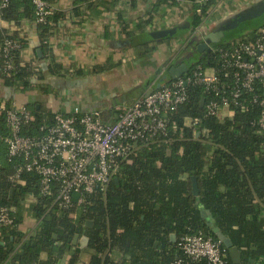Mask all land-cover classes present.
Instances as JSON below:
<instances>
[{
	"label": "trees",
	"instance_id": "16d2710c",
	"mask_svg": "<svg viewBox=\"0 0 264 264\" xmlns=\"http://www.w3.org/2000/svg\"><path fill=\"white\" fill-rule=\"evenodd\" d=\"M43 1L52 6L59 0ZM116 1L73 0L71 12L78 14L82 7L109 10ZM163 2L173 4L170 0ZM213 3L210 0L193 5L192 31L207 19ZM63 16L52 11L37 24L41 38ZM1 19L13 25L24 19L34 21L31 0H10ZM151 19L150 15L139 20L135 30L142 31ZM128 25H121L120 31L126 35L131 34ZM249 25L238 23L228 38ZM4 38L17 39L23 46L18 35L0 30V43ZM224 43L200 55L187 73L196 66L218 69L215 49ZM18 57L19 52L11 55V68L4 73L5 60L0 52V78L14 91L27 89L35 74L30 65H20ZM211 96L202 87H190L188 102L170 116L167 137L138 143L105 194L92 196L76 218L71 211L56 208L52 197L40 194L39 178L33 173L23 172L10 180L21 160L6 158L9 129L0 115V209H9L13 220L11 226L0 228V264H58L66 249L72 247L75 235L87 237L88 243L82 249L78 244L73 247L68 264H82L81 254L88 256L86 264H174L179 256L176 240L199 232L216 240L228 238L240 251L241 264H264V135L255 125L264 87L257 85L253 93L242 97L244 111L231 109L224 118L205 114L201 100L206 102ZM7 104L10 106V102ZM31 112L34 121L22 129L24 135L38 134L41 123L51 117L39 110ZM186 119L198 122L186 125ZM192 178L197 181L196 196L192 193ZM28 196L35 198L27 211L38 226L33 233L23 234L18 229L22 222L20 206ZM87 221L92 225L85 226ZM226 255L227 264H232L227 250ZM188 264L207 263L202 260Z\"/></svg>",
	"mask_w": 264,
	"mask_h": 264
},
{
	"label": "crops",
	"instance_id": "0c3cea01",
	"mask_svg": "<svg viewBox=\"0 0 264 264\" xmlns=\"http://www.w3.org/2000/svg\"><path fill=\"white\" fill-rule=\"evenodd\" d=\"M72 1L52 4V11L64 16L52 25L45 38H41L33 20L24 19L13 25L0 18V30L15 33L22 40L20 65H30L35 72L25 90L9 89L0 78V102L51 115L47 121L55 114L70 116L75 110L79 114L98 111L102 121L108 123L132 102L169 80L171 67H189L203 54L197 46L206 36L223 31L219 43H224L236 30L241 15L256 8L264 10V0H214L207 19L192 31L193 5L204 4L201 0H184L180 4L117 0L109 10L98 7L96 13L93 8L82 7L75 15L71 12ZM261 14L249 22L254 24L264 17V12ZM150 15L149 24L142 31L135 30L136 23ZM121 23L129 24L130 35L120 31ZM34 202L35 198L28 196L21 203L22 222L18 229L23 234L33 233L38 226L27 211ZM73 247L66 249L58 264H68ZM80 257L81 263L86 264L88 256Z\"/></svg>",
	"mask_w": 264,
	"mask_h": 264
},
{
	"label": "built area",
	"instance_id": "2783aa9c",
	"mask_svg": "<svg viewBox=\"0 0 264 264\" xmlns=\"http://www.w3.org/2000/svg\"><path fill=\"white\" fill-rule=\"evenodd\" d=\"M9 3L10 0H0V18ZM31 3L34 22H44L52 6L43 0ZM235 36L240 39H228L215 49L220 62L218 69L202 70L196 66L181 77L165 81L121 110L110 124L102 121L98 111L79 114L75 110L70 116L55 114L50 121L42 122L36 135H24L22 129L34 121L33 113L25 106H8L1 101L0 115L5 117L9 129L6 158L21 160L10 180L19 178L23 172L33 173L39 178L40 194L52 197L56 208L71 211L76 218L92 196L105 194L120 165L138 143L167 137L170 116L188 102L190 87H202L203 92L212 95L203 101L207 116L224 118L234 108L244 111L242 97L253 93L257 85L264 87V19L252 31H240ZM21 48L17 39L1 41L4 73L11 68V55ZM259 106L261 112L255 125L264 135V99H260ZM197 122L198 119L185 120L186 125ZM12 224L11 211L1 208L0 228ZM176 243L179 256L174 264L202 260L207 264H227V249L222 240L199 232L182 235Z\"/></svg>",
	"mask_w": 264,
	"mask_h": 264
},
{
	"label": "water",
	"instance_id": "95a60500",
	"mask_svg": "<svg viewBox=\"0 0 264 264\" xmlns=\"http://www.w3.org/2000/svg\"><path fill=\"white\" fill-rule=\"evenodd\" d=\"M264 10H261V9H253L251 12L247 13V14H244V15H241V17H239L237 19V21L241 24H245L249 21H254L256 20L260 15H262L261 12ZM235 21V23L237 22ZM223 31H220V32H217V33H212L208 36H206L204 38V42H202L201 44H199L197 46V51L199 53H204V52H210L211 51V48L209 47L210 44H217L219 43V41L221 40V38L223 37ZM188 71V67L185 65V64H182V65H179V66H173L169 69L168 71V75L170 77L171 80L173 79H176L178 77H181L183 74L187 73ZM159 87V85L157 86ZM201 103H203V100H201ZM202 106V105H201ZM191 187H192V193L194 196H196L198 194V187H197V181H196V178H192L191 179ZM92 225V222L91 221H87L85 222V226H91ZM214 232L217 233L218 232V229L215 228L214 229ZM171 238V241L175 242V236L174 235H171L170 236ZM223 241V245L224 247L227 249L228 251V255L230 257V260L232 262V264H241V254H240V251L238 250L237 247L233 246L231 241L228 239V238H225ZM88 243V238L87 237H81L79 239V236L78 235H75L74 236V239H73V242H72V245L73 246H76L77 244H79L80 248H84L86 247ZM0 244H2L0 242Z\"/></svg>",
	"mask_w": 264,
	"mask_h": 264
},
{
	"label": "rangeland",
	"instance_id": "374dc122",
	"mask_svg": "<svg viewBox=\"0 0 264 264\" xmlns=\"http://www.w3.org/2000/svg\"><path fill=\"white\" fill-rule=\"evenodd\" d=\"M255 28V24H253V25H249V26H246V28H244V29H242V30H240V31H246V30H248L249 29V31H252V29H254ZM238 39H240V37L239 36H234V37H232V38H230V40H238ZM228 40H226V41H224L225 43L227 42ZM178 60H179V58H177V62H178ZM187 123H188V121H186Z\"/></svg>",
	"mask_w": 264,
	"mask_h": 264
},
{
	"label": "flooded vegetation",
	"instance_id": "af4514ba",
	"mask_svg": "<svg viewBox=\"0 0 264 264\" xmlns=\"http://www.w3.org/2000/svg\"><path fill=\"white\" fill-rule=\"evenodd\" d=\"M263 19H264V17H262V18H261L260 20H258L256 23H258V22L262 21ZM256 23H255V24H256Z\"/></svg>",
	"mask_w": 264,
	"mask_h": 264
}]
</instances>
